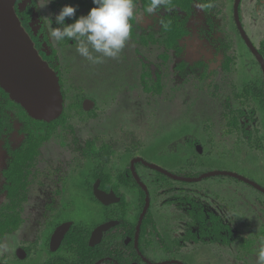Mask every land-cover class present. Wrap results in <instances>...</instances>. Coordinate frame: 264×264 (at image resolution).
I'll list each match as a JSON object with an SVG mask.
<instances>
[{"label": "rangeland", "instance_id": "374dc122", "mask_svg": "<svg viewBox=\"0 0 264 264\" xmlns=\"http://www.w3.org/2000/svg\"><path fill=\"white\" fill-rule=\"evenodd\" d=\"M138 2L143 13V0ZM27 4L31 0H23L20 7ZM67 4L78 5L76 18L95 6L92 0H53L47 8L38 11L47 25L56 27L54 14ZM165 13L161 8L156 15L142 14L133 19L132 37L119 58L105 59L102 64L93 65L81 57L74 41H51L57 51L55 65L63 81L64 117L51 127L52 136L43 143L38 161L53 172L44 176L55 184L57 176L64 186L70 185L76 176L73 192L77 207L72 214L89 216L91 208L98 209L100 205L83 185L85 174H88L87 181L92 182L94 178L89 176L94 164L86 157V151L110 144L114 152L106 171L112 176L139 163L143 157L145 162L176 175L172 182L160 184L156 182L159 171L148 167L142 169L144 177L139 176L169 240L182 237L173 220L181 210L176 204L184 195L199 201L209 212L218 211L237 236L236 242L224 246L188 244L178 253L180 260L191 264H256V252L264 244V197L236 178L240 174L264 184V149L257 148L252 139L247 141L245 135L229 131L223 120V114L228 111L224 109L227 106L233 109L236 103L234 83L239 79V72L234 62L237 55L246 56L233 10L204 12L215 36V57L209 64L192 58L201 49L202 35L197 36L199 39L182 38L173 49L157 43ZM72 22L66 19V23ZM141 55L161 65L160 93L144 88ZM223 60L230 66L226 72L234 78V83L222 87L219 81L222 73L218 69ZM243 71L247 69L244 67ZM257 76L260 77L259 72ZM148 80V86H152L153 80ZM89 94L96 96L99 106L86 112L80 102ZM0 102V109L7 105L15 125L13 132L0 142V150L6 142L17 148L24 139L20 109L2 96ZM197 144L201 145V153L196 151ZM59 167L64 168L63 175ZM180 171L188 175L184 177ZM138 172L141 173V168ZM120 189L127 198L128 216L133 218L140 211L136 195L127 187ZM1 193L3 189H0V205H3L6 200ZM74 204L66 195L63 203L66 209L73 208ZM159 258L165 256L159 255Z\"/></svg>", "mask_w": 264, "mask_h": 264}, {"label": "flooded vegetation", "instance_id": "af4514ba", "mask_svg": "<svg viewBox=\"0 0 264 264\" xmlns=\"http://www.w3.org/2000/svg\"><path fill=\"white\" fill-rule=\"evenodd\" d=\"M22 1L16 2L17 14L41 57L57 72L64 101L63 81L55 65L57 51L47 37L48 25L31 4L20 7ZM143 3L146 8L149 0H143ZM231 8L246 56L241 53L236 57L234 65L239 79L235 83L234 78L227 74L230 66L226 60L220 63L218 69L222 73L219 78L222 87L228 83L237 86L233 109L228 106L224 109L228 110L223 114L224 126L238 136L245 135L247 141L252 139L257 148L264 149V0H233V3L232 0H171L167 8H163L166 13L161 21V36L156 41L165 49H173L182 38L187 40L202 35L201 49L194 52L192 58L209 64L215 57V36L212 25H207L210 19L206 21L204 12ZM25 14L27 25H24ZM167 23L179 25L183 30L172 47L161 43L167 37L164 30ZM242 58L244 61H241ZM141 60L145 68L141 77L144 88L160 93L161 65L144 55H141ZM150 78L152 86H148ZM0 96L20 109L18 115L24 122L21 145L15 148L6 142L5 148L0 150V189H3L1 194L6 200L0 205V264H191L179 258L178 253L186 245L224 246L237 241L234 229L218 211L203 209L201 203L189 195L180 196L176 208L181 210L177 211V218L173 220L176 229L182 231V237L169 240L164 233L167 230L163 221L154 213L148 191L139 176L143 178L142 169L148 167L159 171L160 177L156 182L160 184L172 182L176 175L152 162H145L142 157L139 163L112 176L106 171L114 152L108 143L86 151V157L94 164L89 176L94 178L92 182L87 181L88 174H85L83 185L100 208H91L89 216L73 215L77 207V197L73 192L76 176L67 186L64 182L60 184V177L57 176L55 184V181L49 180L51 178L44 176L53 172L47 171L44 164L38 161L43 143L52 136L51 127L62 122L64 107L56 119L39 120L31 117L1 86ZM94 97L90 95L80 102L84 111L99 106ZM6 107L5 104L0 109V142L13 132L15 126ZM195 147L197 152H202L200 144ZM57 169L63 175L64 168ZM180 172L184 177L188 175ZM236 179L240 183H248L264 197L262 182L252 181L240 174ZM96 186L108 196L109 203H104L97 196ZM122 187L129 188L136 195L140 211L133 218L128 216L127 198L120 189ZM66 195L71 202H75L71 209L63 205ZM107 224L99 233L98 229ZM159 255L165 258H159Z\"/></svg>", "mask_w": 264, "mask_h": 264}, {"label": "water", "instance_id": "95a60500", "mask_svg": "<svg viewBox=\"0 0 264 264\" xmlns=\"http://www.w3.org/2000/svg\"><path fill=\"white\" fill-rule=\"evenodd\" d=\"M16 2L0 0V86L31 117L52 121L63 111L59 76L22 25ZM96 194L104 203L111 201L97 186Z\"/></svg>", "mask_w": 264, "mask_h": 264}, {"label": "clouds", "instance_id": "9594fccd", "mask_svg": "<svg viewBox=\"0 0 264 264\" xmlns=\"http://www.w3.org/2000/svg\"><path fill=\"white\" fill-rule=\"evenodd\" d=\"M53 0H31L37 10L47 8ZM95 5L86 15L76 18L78 5L67 4L54 14L56 27L48 25L52 42L74 41L76 52L90 64L118 59L132 37L133 19L156 15L171 0H149L141 13L138 0H92ZM51 19V18H50ZM66 19L73 20L66 23ZM53 22V20L51 19ZM256 264H264V244L256 252Z\"/></svg>", "mask_w": 264, "mask_h": 264}, {"label": "trees", "instance_id": "16d2710c", "mask_svg": "<svg viewBox=\"0 0 264 264\" xmlns=\"http://www.w3.org/2000/svg\"><path fill=\"white\" fill-rule=\"evenodd\" d=\"M21 15H23L21 13ZM28 18L25 14L24 25H27ZM165 32L167 33V37L161 41L162 44H166L168 47H172L176 43V38L180 36L183 32L179 25L172 26L170 23H167L164 27Z\"/></svg>", "mask_w": 264, "mask_h": 264}]
</instances>
